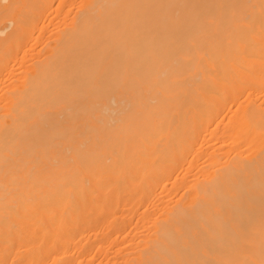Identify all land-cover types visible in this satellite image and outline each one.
Listing matches in <instances>:
<instances>
[{"label":"bare ground","instance_id":"6f19581e","mask_svg":"<svg viewBox=\"0 0 264 264\" xmlns=\"http://www.w3.org/2000/svg\"><path fill=\"white\" fill-rule=\"evenodd\" d=\"M8 15L0 264H264V0Z\"/></svg>","mask_w":264,"mask_h":264},{"label":"rangeland","instance_id":"374dc122","mask_svg":"<svg viewBox=\"0 0 264 264\" xmlns=\"http://www.w3.org/2000/svg\"><path fill=\"white\" fill-rule=\"evenodd\" d=\"M1 1V4L3 5V4H6L8 1L7 0H5L6 2H3L4 0H0ZM3 2V3H2ZM1 4H0V6H1ZM11 16L10 15H8L6 18H5V20H3L0 24H4V23H7V19L8 18H10ZM9 28H10V26H9ZM8 30V29H7ZM1 35V34H0ZM2 57V54H0V58Z\"/></svg>","mask_w":264,"mask_h":264}]
</instances>
